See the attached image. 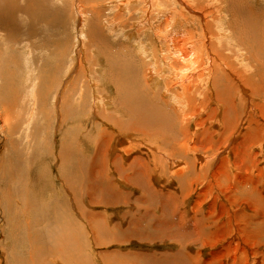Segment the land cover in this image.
<instances>
[{
  "label": "rangeland",
  "instance_id": "obj_1",
  "mask_svg": "<svg viewBox=\"0 0 264 264\" xmlns=\"http://www.w3.org/2000/svg\"><path fill=\"white\" fill-rule=\"evenodd\" d=\"M76 1L11 0L8 3H12V7L21 5L25 13L26 8H29L43 15L42 19H32L29 13L24 15L17 12L12 19H8V26L0 22V264H15V256L18 259L22 257L21 262L28 264H170L168 261L174 257L171 256L173 253L178 264H190L183 258L181 262L180 253H190L194 259L192 264H264V72L260 68L264 63V28H258L262 35L256 33L261 40L260 45L258 43L254 46L252 43L246 46L241 44L245 43L243 39L236 35L240 27H231L229 24L233 33L232 42L217 44L210 40L213 39L211 35L217 31L213 19L217 14L215 7L219 5L211 6L208 0H189L193 2L190 6L204 12V19L201 26H198L195 38L196 47L201 53L198 58L192 55L194 60L201 63L206 57L211 58L212 48H216L217 55L211 59L217 66L219 60L223 62L219 66L224 73L227 72L228 77L225 82L222 79L220 81L218 78H221L222 71L215 76L212 66L204 68L205 63L201 67L195 63L199 75L207 77L208 83L198 86L199 90L191 91L195 96V100L191 99L194 104L181 111L172 101L170 93L163 97L160 89L166 87L171 89L172 95L180 96L178 83L185 79L166 76L161 68L156 73L161 80V85L157 87L148 81L147 74L148 65L157 70L162 59L170 62L164 41L157 39L156 33L164 28L166 20L170 21L174 17L168 15L166 9H172L171 4L176 10L181 9V1L187 0H158L151 10H147L146 4L137 0L131 2L130 8L134 7L130 11L122 10L123 16L120 17L116 13H121L106 5L107 0H84L83 5L78 4L80 10H89L91 6L98 12L96 15L86 13L87 20L80 24L76 18ZM242 1L256 11L262 12L260 8L264 10V3ZM223 10L227 14V22L232 23L231 14L226 8ZM104 19L107 22L117 21L123 30L133 26L138 30V37H131L130 33L124 35V32L123 35H116L104 25ZM92 24L103 32L101 39L113 54L108 62L100 49L99 56L93 52L96 48L91 45L95 42L88 40V35L92 34L89 33ZM80 30L84 33L82 36ZM191 36L193 33L187 37ZM246 40L249 41L248 37ZM29 43L33 45L32 55L23 66L22 48ZM238 51L240 55L242 52V64L237 57ZM219 52L225 56L223 59ZM109 61L113 62L112 68ZM94 65H98L95 68L101 70L96 77L102 87L97 89L102 93V103L95 113L100 115L99 118H103L106 112L130 119V114L117 110L122 108L119 102L120 90L118 88L115 93L116 88L111 82L121 88L125 80L132 84L129 76L133 75L135 69L137 82L133 83V89L128 94L145 96L152 104L151 116L158 115L154 106H159L171 119V125L167 124V119L163 120L165 123L153 121L152 130H125L147 133V141L170 151L178 161L176 166L167 163L161 165L157 163L161 160L159 155L154 158L156 153H141L139 146L134 149L136 152H131L132 158L147 165L144 183L148 182L156 194H163L160 203L152 204V208L149 206L152 210L150 213H141L143 209L135 207V189L133 193H127L131 191L130 187H124L120 182L119 185L116 182L120 195L117 202L108 201V196L100 194L88 201L82 187L73 188L74 191L70 189L68 193L60 189L63 185L59 181L60 172L57 173L60 149L66 148L67 159L81 168L78 173L75 167L79 179H89L86 174L90 168L83 169L82 165L85 163L86 152L90 151L84 136H89L92 118L88 119L90 121L87 125L84 119L88 110L92 113L93 108L89 82ZM129 67L133 72L128 70ZM165 80L168 84L170 81L173 83L167 87L163 83ZM217 83L225 88L218 101L216 88L219 90L220 87ZM74 85L83 86L86 95L83 103L79 99L76 101L78 93L71 98L72 112L62 124L63 113L59 110L58 102ZM32 87L35 96H28L25 102L22 101ZM244 87L257 94L248 98L242 94ZM103 101L111 105L108 106L109 111L102 110L106 108ZM194 114L197 118L189 119ZM93 121L100 122L96 118ZM229 121L233 123L229 125ZM28 122L29 127L26 129ZM258 125L262 128L259 139L252 136ZM123 128L121 126L117 129L119 131ZM109 143L113 144L110 147L113 152L106 153L109 165L120 170L131 185L135 178L130 167L132 161L117 154L112 155L115 143ZM180 144L188 150L185 152ZM192 150L197 152L192 153ZM113 158L118 160L111 163ZM76 159H79L78 164ZM121 162L126 166L125 169ZM217 175L224 183L220 182L225 188L221 195L214 186L207 188ZM105 185L103 174L101 186L107 190ZM240 185L245 188L251 185V188L260 191V203L251 206L249 199L243 202L241 199L247 196L241 195ZM233 186L237 190L241 188L238 194L233 192ZM234 193L238 196H233ZM124 199L132 203H123ZM170 199L174 200L176 207L166 204ZM232 200L241 204H234ZM35 204L38 208H35ZM155 206L158 209H154ZM169 210L172 214L165 215ZM153 211L159 220L167 221L163 225L167 228L177 229L173 225L176 222L183 230L198 233L201 229L197 235L198 240L192 239L193 242L184 244L176 235L156 237ZM253 211L255 214H252ZM59 215L65 219L63 233L68 237L67 240L72 245L78 244L76 252L69 251V247L65 250V243L61 240L47 238L50 232L47 229L56 228ZM91 215L94 217L88 219ZM258 223L261 225L258 226ZM252 224L254 227H251ZM125 229L128 232H123ZM260 229H263L261 236L256 232ZM38 245L45 247L44 256L40 258L36 257ZM241 249L246 253L242 254Z\"/></svg>",
  "mask_w": 264,
  "mask_h": 264
},
{
  "label": "bare ground",
  "instance_id": "obj_2",
  "mask_svg": "<svg viewBox=\"0 0 264 264\" xmlns=\"http://www.w3.org/2000/svg\"><path fill=\"white\" fill-rule=\"evenodd\" d=\"M9 1L11 2V0H0V22L6 26L9 25L10 20H8V19H12L13 15L15 13L22 12V10H23L21 5L12 7V3L11 4L8 3ZM77 1H78V3H77V6L75 9H76V14H77L76 18L79 21V24H80V22L82 23V22H85L87 20L86 13L90 12V13H92V15H96V12H98V10H94L91 6H90L89 10H85V11L80 10L78 7L79 6L78 4L83 5L84 0H77ZM136 1L137 0H107V1H105V3H107L106 5H110L114 10H117L118 13H121V14L116 13V15L120 17V16H123L122 10L130 11L134 7V6H132V8H130L131 2H136ZM157 1L158 0H141V2L146 4L147 10L153 9L155 7ZM228 1H230V3ZM255 1H257L258 3H261V4L264 3V0H255ZM181 2H182L181 3V9L176 10L175 9L176 7L173 4H171L172 9H166L169 12L168 15H173L174 17L171 18L170 21L166 20L164 28H162L160 32L156 33L157 39H159L160 41H164V44H165L164 46H166L165 48L167 49V51L169 53L170 62L168 63V60L162 59V61H161L162 64L157 70H156V68H152L148 65L149 73L147 74V76H148L147 79L149 82H151L152 86L158 87V84L161 85V83H160L161 80L158 77V75L156 74L157 72L160 71L161 68H162V73H164L166 76L170 75L173 77H180L181 80L185 79L184 81H181L180 83H178L180 94H181L180 96L179 95H176V96L172 95L171 89H167L166 87H164L163 89H160V92L163 91L160 95L163 97H166L165 94L170 93V96H171L174 104L177 107H179L180 109H182V108L186 109L189 106L194 104V101H192L191 99L195 100V96L192 95L191 91L193 89L199 90L198 86L207 85V83H208V78L205 77L204 75H202V76L199 75V72L197 71L198 67H195L194 64L196 63L197 66L201 67L205 63L204 68L212 66V69H213L212 72L216 76L217 73H220L222 71V69H220L219 64L223 63V62L221 60H219V63L217 66V63H214L212 61L211 58L214 59L215 56L217 55L216 48H212L213 53H212V55L210 54L211 58L206 57L205 60L202 61L201 63H198L197 61L194 60L192 55H195V56H197L196 58H198L199 54L201 53L198 51V49L196 47L197 41L195 38H196V31L198 30V26H201L200 23L204 19V12H200L199 8L190 6L193 2H191L189 0H187V2L186 1H181ZM226 3H227V5H225ZM184 4H186L187 6L186 7L183 6ZM208 4L211 6H216L217 4L219 5V6L215 7V12L217 14H216L215 18L213 19L216 22V24L213 26H216L217 31H216V33H214V35H211L213 37V39H211L210 41H215L217 44H219V42H220V44H221V42L231 43L233 40V33H232V29L230 28V25H232L231 27H233V25L234 26L238 25V27H240V30L237 31L238 33H236V35L238 37H241L243 39V41L245 42V43L241 42V44L247 46V45H250L253 43V45L255 46L259 43V45H260L261 40L258 39L256 33H260L258 31L259 30L258 28H260V27L264 28V10L262 8H260L262 12L256 11L253 9V7L251 5L246 4L242 0H233V1H231V0H208ZM229 7H230V9H227ZM224 8H226L227 12H229V14H231V16L233 17L232 23L227 22V20H226L227 14H225V12L223 10ZM163 10H165V8H163ZM26 12L30 14L32 19L33 18L34 19L35 18L42 19L43 15H41L37 12H32V11H30L29 8L28 9L26 8ZM22 13L24 15H28L25 12H22ZM117 16H115V17H117ZM145 17H146V15H145ZM93 18H95V16ZM118 21H120V20H118ZM103 22H104V25L106 24L108 30L111 32H114L116 35L122 34L124 32V35L126 33H130L131 35H129V36L138 37V30L136 28H134L133 26L128 28V30H123V29H120L118 23H116L117 21L112 20V21L107 22L106 19H104ZM97 24H98V22H97ZM244 27L246 28V30L244 29ZM235 29H237V28H235ZM145 30L146 29H144V31ZM90 32H92V34H91V36L88 35V40H89V42L94 41L95 43L91 46L96 48V49H93V52L98 55V52L100 49L102 51L103 55L107 57V62H108V60L110 59V55L113 58V54L111 51H109L107 49L106 44H104L102 39H101L103 32L99 29L98 26H94V24H92L91 29L89 30V33ZM192 33H193V36L187 37V36L191 35ZM83 34L84 33L80 30V36H82ZM246 37H248L249 41L246 40ZM32 46H33L32 43H29V44L23 46V48H22L23 62H24L23 66H24V64H26V62L28 63V59L32 55ZM259 47H261V46H259ZM188 49H190L191 52ZM257 49H260V48H257ZM239 51H238L237 57H238L240 63L242 64V59L240 58L242 55V52L240 55ZM256 52H257V50H256ZM219 54H220V52H219ZM257 54L260 55V57H261V54H259V52H257ZM202 57H204V55H202ZM221 57L223 59L225 56L221 55ZM217 60L218 59L216 58V62H217ZM112 61L116 62L115 60H112ZM112 61H109L110 65L113 63ZM130 64L134 65V63L132 61H130ZM96 66H98V65L93 66L92 76H90L91 79L89 82V87H90V90L92 91V98H93V101H92L93 102V108H91L92 113L89 112V110H88V113L85 115V119H84V121L86 122V125H87L88 124L87 122L90 121L88 119H90V117L92 118L91 127H90L89 133H88L89 136H87V135L84 136L85 143L89 146L90 151H87L89 154H87V152H86L85 163L82 165L83 169H86L87 167L90 168L88 173L86 174V178L88 177L89 179H85V180L79 179V174H77V175L75 174V167H76V170L78 173L81 171V168L78 165L75 166V163L73 161L67 159V152L68 151L66 148H63L62 150L60 149L58 152L59 153L58 157H59L60 163H59V167L57 169V171H58L57 173L60 172L59 176L61 177V178L59 177V181H61L63 183V185L61 186L60 189L61 190L64 189L68 193V190H70V189H72L74 191L75 188H81L82 187L84 189V194H87V200L88 201L90 200V198L92 200H94L96 198V196H98V194H100L102 196H108V201L117 202L120 198V195L117 192V189H119V188H118L116 182H118V185L121 183L124 185V187H130L131 191L128 190V191H126L127 193H133L134 192L133 189H135V199L137 200V204L135 205V207L138 206L139 208H142L143 210L142 211L140 210L141 213L146 212V211H148L150 213V212H152V210H150V207L152 208L151 205L160 203L161 197L163 196V194H156L154 192V190L150 188L148 182L144 183V180L146 179L145 178L146 172H148L147 165L141 164L140 160L137 158H132L131 152H136V151H134V149L137 146H139L142 149L141 153H145V154H149V155H153V153H156L155 156L153 155L154 158L157 155H159L161 162L159 161L157 163H159L161 165H164V163L165 164L167 163L169 166H176L178 161H177V158L174 157V155H172L170 151L168 152V151L162 149L159 145L152 143L150 141H147V136H148L147 133L139 132L136 130H133V131H125V130L132 129V128H145V129L152 130L153 121L164 122L163 120L167 119V120H169L167 124L171 125V119L169 116H167V114L164 113V110H162V108H160L159 106H154V111L157 112L158 115L151 116L150 110H151L152 104L148 101V99L145 96L142 97V96H139L137 94H132V95L128 94L133 89V86H134L133 83L137 82L136 77H134V73H136L135 69H134L133 75L129 76L132 84H129V82H126V80H125L124 81V87L121 88V86L119 87V85H116L113 82H111V84L116 88L115 93L118 92V88L120 90L119 102H120L122 108H118L117 110L122 112V113H125V114L126 113L130 114V119H122V118H120L114 114H108L106 112L103 114L104 115L103 118H99L100 115L99 114L95 115V113L100 108V105L102 103L101 102L102 93H101V90H97V89H99V88L102 89V87H101L100 83L97 82V79H96L97 73H101V70L99 68L98 69L95 68ZM111 68H112V65H111ZM260 68L264 72V63L261 64ZM131 69L132 68L129 67L128 70H131ZM113 71L114 70L112 69V73H113ZM130 72H133V70H131ZM112 73H111V76H113ZM226 73L227 72L224 73L222 71L221 78H218V79L220 81L222 79V81L225 82L226 78L228 77V75ZM194 75L196 77H198V79L197 78L194 79L195 78ZM28 78L29 77H27V79ZM124 79L125 78H123V80ZM33 81H35V78H33ZM117 83H119V82H117ZM163 83L165 86L169 87V84L173 83V81H170L168 84L167 80H165V82H163ZM215 84L216 83H214V86H215ZM217 84H218V88H219L220 83H217ZM215 87H217V86H215ZM46 89H48V88L46 87ZM244 89L245 90L242 91V94L246 95L250 99H251L252 94H257L256 91H251V89L249 90L248 87H244ZM223 91H225L224 85L221 86L219 88V90H217V88H216L217 101L220 100ZM156 92H157V90H156ZM248 92H249V95H248ZM77 93L79 95L77 96L76 101L79 99L80 102L83 103L84 95H86V90L83 86L79 87L76 85L70 87V89L67 90L65 95H63L58 102L59 103V105H58L59 110H61V112L63 113L62 124H63V122L66 121L67 116L72 112V109L70 108V100L73 96L77 95ZM32 94H33V96H32ZM28 96L29 97L35 96L34 87H32L31 89H29L26 92L22 101H24L25 98ZM205 96H206V94H205ZM205 96L202 97L203 100H204ZM55 100H57V99H55ZM200 101H201V103L203 102L202 100H200ZM54 102H56V101H54ZM103 103H104V105L106 104V108L102 109V110L109 111L110 110L109 107H111V105L109 106L108 102L103 101ZM81 105L82 104H80V106H79L80 108H81ZM184 109H182L181 111H183ZM3 110H6V109H3ZM117 110H115V111H117ZM115 111H113V112H115ZM195 115L196 114L190 115L189 119L193 120L194 118H197V116H195ZM60 117H61V115H60ZM95 118L97 120H100V122L98 123L96 121H93V120H95ZM30 120H31V118H29V121ZM232 123L233 122L229 121V125H231ZM112 124H115V126ZM121 126H124V128L122 130L118 131L117 128H119ZM28 127H29V122L26 124V129ZM260 127L261 126L258 125L256 127L254 134L252 135L254 137H257L258 139L260 138L259 133L261 132V129H262ZM108 128L109 129L111 128V130H109ZM12 130H13V128H12ZM78 131H83V130H78ZM140 133H143V136H140ZM78 135H80V134H78ZM123 137H124V139H127V140H124ZM249 140H250V138H249ZM109 141H114V143H115V148H114L115 151L112 155L117 154L119 156L129 158L132 161L130 167L134 173L135 178H134V181L132 182L131 185L128 184V182L126 181L124 176L120 173V170L115 169L109 165L110 162L107 158L106 153L107 152L108 153L113 152L112 148H111L112 151H110V147H112L113 144H110ZM255 142H257V140ZM138 144H140V145H138ZM256 145L258 146V144H256ZM179 146L184 147L181 144ZM128 147H131L132 149L129 150ZM184 149H185V152H186V150H188L186 147H184ZM196 152H197L196 150H192V153H196ZM116 160H118V158H115V159L113 158L111 163H114ZM158 160H159V158H158ZM78 162H79V159H76V164H78ZM121 165L123 166L124 169L126 168V166L122 162H121ZM103 174H105V180H106L105 186L108 188L107 190H104L101 186L103 183ZM134 176H132V177H134ZM132 177H127V178H132ZM84 181L86 182L85 186H84ZM222 181L223 180L220 178V176L217 175L215 177V179L213 180V182L211 184H209V186H207V188L210 186H214L217 189V191L219 190L218 193H220V195H221L223 193L222 190H225L224 186L221 185V184H224ZM220 182H221V184H220ZM250 183H251V181H250ZM222 187H223V189H222ZM235 187L233 186V188H232L233 192L238 194L239 193L238 190L242 188L241 195L247 196V197H244L245 199L240 198L241 200H244L243 202H246V200L249 199V204L251 206L254 203H260L261 192L257 191V189H255L257 191V194H256V191L253 189V187L251 188V185L248 188L242 187V185H240L241 188H239L238 190ZM233 196H238V195L235 194ZM231 197L232 196H230V198ZM26 199L27 200L30 199L28 194H26ZM232 199H233V197H232ZM240 199H237V200H240ZM65 200L66 199L63 198L64 202H66ZM170 200H172V203ZM170 200L166 204L168 206L169 205L172 206V204H173V206L176 207V203L174 202V200L173 199H170ZM103 201H106V200L103 198ZM126 201L129 204L132 203L128 199H124L123 203ZM232 202H234V204H241V202L235 203L234 200H232ZM35 208H38L36 206V204H35ZM154 209H158V208L155 206ZM163 211L164 210L162 209V212ZM149 213L147 215L151 218L154 217V219H155L154 225H156V226H154V230H155L154 233H155L156 237L159 236V237L165 238L167 236L174 237L176 235L175 237H178L179 239H181L184 244H187L189 242H193V240H198L197 235L199 236L201 229L198 231V233H194L191 231L183 230L175 222L173 225L177 226L178 228L173 230V229H171V227L167 228V227L163 226V225L167 224V221L164 219L159 220L155 212H154L153 217L150 216ZM164 214L170 215L172 213L169 210V211H166ZM252 214H255L254 211ZM92 217H94V215H91L90 218H88V219H92ZM64 220L65 219L59 215V217L57 219L56 228L51 229V230L47 229V231H50L49 234L47 233V238L50 240H54V239L61 240L65 243L64 244L65 250L67 249V247H69L70 248L69 251L76 252L78 249V244L75 243L74 245H72L70 243V241L67 240L68 237H66L65 233H63L64 229L66 227V223L64 222ZM260 225L261 224L258 223V226H260ZM251 227H254V224H252ZM253 231L254 230H252V233H253ZM123 232H128V231L125 229V230H123ZM256 232L261 236L263 229L256 230ZM95 245H97V244L95 243ZM44 251H45V247L42 245H38L37 249H36V257L40 258V257L44 256ZM241 253L244 254V253H246V251H244V249H241ZM171 256H174V257H171L170 258L171 262L170 261H168V262L170 264H178V261L176 259V255L173 253V254H171ZM179 256H180L179 259L181 260V262H182V258L185 259V261H188L190 264H192V262L194 260L191 258L190 253H180ZM17 257H18V255H17ZM21 258L22 257H19V259H18L15 256V264H28V263L21 262V260H20ZM168 262H166V263H168ZM32 264H34V263H32ZM182 264H186V263H182Z\"/></svg>",
  "mask_w": 264,
  "mask_h": 264
}]
</instances>
